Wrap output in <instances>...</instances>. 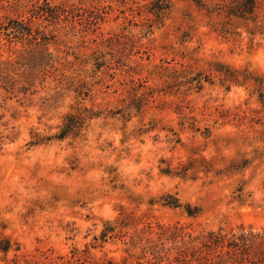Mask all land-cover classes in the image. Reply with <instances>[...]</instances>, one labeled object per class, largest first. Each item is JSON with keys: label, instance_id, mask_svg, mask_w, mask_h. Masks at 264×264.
<instances>
[{"label": "rangeland", "instance_id": "374dc122", "mask_svg": "<svg viewBox=\"0 0 264 264\" xmlns=\"http://www.w3.org/2000/svg\"><path fill=\"white\" fill-rule=\"evenodd\" d=\"M196 1L205 7L223 0H171L163 28L144 38L136 31L122 41L121 46H136L140 54L127 62L136 66V79L149 77L146 85L155 92L141 114L111 118L123 110L128 88L104 94L100 85L83 105L104 115L87 122L76 139L48 140L72 112L74 97L51 105L53 84L38 86L35 95L20 102L0 90V236L13 247L7 256L0 253V264L16 256L21 264H65L73 247L82 249L99 234L102 220L138 217L151 199L165 194L199 207L202 214L192 220L180 210L156 206L154 214L164 224L264 229V104L259 98L264 86L252 81L228 90L213 78L214 84L203 80L197 90L184 79L169 84L165 75L167 69L187 78L208 77L219 62L264 78V40L251 41L244 30L241 36L220 35L213 26L221 18L208 17ZM122 23L110 21L101 31L120 33ZM2 51L7 58L8 48ZM80 52L89 54L86 48ZM146 92L141 88L138 95ZM36 135L44 143L31 147ZM181 163L191 165L188 177L161 173L168 167L176 171Z\"/></svg>", "mask_w": 264, "mask_h": 264}, {"label": "trees", "instance_id": "16d2710c", "mask_svg": "<svg viewBox=\"0 0 264 264\" xmlns=\"http://www.w3.org/2000/svg\"><path fill=\"white\" fill-rule=\"evenodd\" d=\"M196 5L203 7L199 1ZM262 5L261 0H223L203 8L208 17L221 18L213 26L220 35L241 36L240 30H244L254 41L257 37L264 40ZM172 10L171 0H152L143 5L136 0H42L30 6L24 0H0V90L9 99L20 102L35 95L38 86L53 84L51 90L55 93L47 99L51 105L68 95L74 97L72 112L65 116L59 132L48 140L76 139L82 136L87 122L104 115L83 105L93 100L100 85L104 94L128 88L129 97L124 99L123 110L114 112L111 118L119 114L132 117L134 111L141 114L155 92L146 85L149 77L136 79L139 74L136 66L127 62L131 56L140 54L135 52L136 46H121L122 41L136 31L144 38L163 28ZM120 19L123 20L120 33L110 35L101 31L104 24ZM65 38L69 43L77 41L78 45L71 47ZM4 47L9 51L7 58L2 51ZM80 48H86L89 54H82ZM165 72L169 84L184 79L191 89L197 90H202L203 80L214 84L213 78L228 90L252 81L264 86L261 76L219 62L213 64L208 77L197 74L187 78L179 70L165 69ZM141 88L147 92L139 96ZM259 98L264 104V95ZM43 143V138L36 135L29 145ZM190 167L189 163H181L176 171L168 167L161 173L185 178ZM148 205L138 217L132 213L102 220L99 234L84 248L73 247L65 264H264V229L241 226L227 231L222 227L198 229L194 223L164 224L154 214L156 206L159 210H180L192 220L202 214L199 207L183 204L173 194L153 198ZM107 245L117 247L110 250ZM11 251V240L0 236V253L7 256ZM4 261L21 264L17 256Z\"/></svg>", "mask_w": 264, "mask_h": 264}]
</instances>
